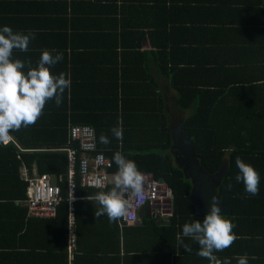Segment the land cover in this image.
Segmentation results:
<instances>
[{"label":"trees","instance_id":"trees-1","mask_svg":"<svg viewBox=\"0 0 264 264\" xmlns=\"http://www.w3.org/2000/svg\"><path fill=\"white\" fill-rule=\"evenodd\" d=\"M38 1L30 4L32 15L10 8L15 0H0V28L35 32L29 50H14V58L35 65L44 49L62 53L51 71L65 73L71 84L59 107L49 100L35 124L0 142V206L26 202L27 178L46 174L60 187L57 213L69 218L66 151L79 147L69 129L89 126L97 152L110 159L111 178L120 151L168 187L171 213L159 229L168 239L182 235L184 223L204 215L195 213L189 180L172 154L168 107L171 119L182 121L199 164L210 173L226 165L217 195L231 208L224 217L235 225L234 234L254 225L264 235V0ZM40 15L50 17L59 33L41 32ZM116 126L122 140L110 131ZM101 133L109 145L99 142ZM237 156L260 175L255 196L235 180ZM111 178L105 188L83 186L75 167L74 222L80 211L98 209L77 197L95 199L113 187Z\"/></svg>","mask_w":264,"mask_h":264},{"label":"crops","instance_id":"crops-1","mask_svg":"<svg viewBox=\"0 0 264 264\" xmlns=\"http://www.w3.org/2000/svg\"><path fill=\"white\" fill-rule=\"evenodd\" d=\"M33 1L15 0L16 5L11 4L10 8L34 15L30 6ZM38 18L43 19L41 32L59 33L50 17ZM8 141L10 137L4 142ZM77 199L81 204L93 200L100 207L91 196L80 194ZM25 206L23 201L13 208L0 206V264H209L196 254V242L183 237L192 248L189 253L177 243V236L182 235L168 239L159 229L168 222L170 198L146 204L137 211L134 224L122 226L118 221L110 222L106 214L95 219L93 212L85 211H80L70 226L69 218L61 213L36 217L29 215ZM70 229L75 235L73 245L68 239ZM243 254L248 256V264H264V235L254 225L244 228L230 247L216 253L221 259L229 258L231 264H236L235 257Z\"/></svg>","mask_w":264,"mask_h":264},{"label":"clouds","instance_id":"clouds-1","mask_svg":"<svg viewBox=\"0 0 264 264\" xmlns=\"http://www.w3.org/2000/svg\"><path fill=\"white\" fill-rule=\"evenodd\" d=\"M34 39L35 32L32 30L14 31L8 25L0 28V142L8 139L11 131L35 124L49 100L54 99L59 107L63 102L65 89L71 84L65 73L55 75L51 71L63 60L62 53L52 54L54 49L42 50L35 65L30 59L14 58V50L27 52L29 44ZM110 131L117 140H122L121 127H112ZM99 142L104 145L111 143L108 135L104 133L99 136ZM113 160L117 165L113 187L106 192L96 193L95 200L100 207L94 212L95 219L106 214L110 222L126 218L129 200L125 198V194L131 192L135 196H140L144 181V176L136 163L126 158L122 152L116 151ZM235 164L239 170L235 180L243 182L247 196L257 195L259 173L240 156L236 157ZM227 187L230 189L232 184L229 183ZM234 227L235 225L221 214L220 204L213 196L210 211L205 213L202 220L193 219L184 223L182 236H177V243L191 253L192 248L184 242L183 237L190 238L199 245L196 254L206 258L209 264H231L229 258L221 259L216 253L233 244L236 239ZM235 260L236 264H248L247 254L236 256Z\"/></svg>","mask_w":264,"mask_h":264},{"label":"built area","instance_id":"built-area-1","mask_svg":"<svg viewBox=\"0 0 264 264\" xmlns=\"http://www.w3.org/2000/svg\"><path fill=\"white\" fill-rule=\"evenodd\" d=\"M69 137L78 143V150L67 149V200L69 212V225L74 224V174L75 167L78 168L79 181L81 185L105 188L109 183L112 175L109 171L112 167L110 159L102 152H97L95 143V134L89 126H71L69 129ZM143 192L140 196H135L131 192L125 194V198L129 200V207L126 218L118 220L120 226L134 224L137 220V211L142 205L151 204L154 201L168 199L170 190L165 184L154 182L149 174H144ZM28 180V197L26 206L31 215L36 217H49L57 212L58 205L61 202L60 187L53 184L46 174L27 178ZM97 185H103L98 187ZM73 229L68 232L70 245L75 242Z\"/></svg>","mask_w":264,"mask_h":264},{"label":"water","instance_id":"water-1","mask_svg":"<svg viewBox=\"0 0 264 264\" xmlns=\"http://www.w3.org/2000/svg\"><path fill=\"white\" fill-rule=\"evenodd\" d=\"M166 112L172 139L171 151L178 168L183 170L185 179L189 180L191 191L189 197L194 204L195 213L205 215L210 211L211 200L215 196L220 204L221 214H230L231 208L224 205L217 195V189L226 172V165H222L216 173L206 171L192 154L190 139L183 133L182 121H173L168 107Z\"/></svg>","mask_w":264,"mask_h":264}]
</instances>
